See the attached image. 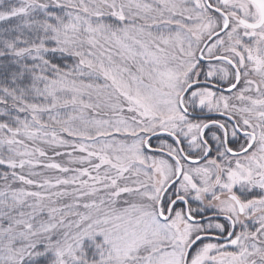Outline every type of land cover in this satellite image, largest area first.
Instances as JSON below:
<instances>
[{
  "label": "snow or ice",
  "instance_id": "snow-or-ice-1",
  "mask_svg": "<svg viewBox=\"0 0 264 264\" xmlns=\"http://www.w3.org/2000/svg\"><path fill=\"white\" fill-rule=\"evenodd\" d=\"M0 264H264V0H0Z\"/></svg>",
  "mask_w": 264,
  "mask_h": 264
}]
</instances>
